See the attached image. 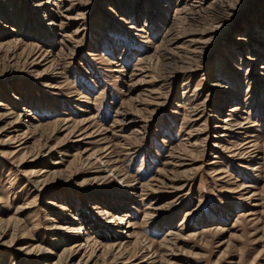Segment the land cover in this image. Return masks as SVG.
I'll return each mask as SVG.
<instances>
[{
    "label": "rangeland",
    "instance_id": "374dc122",
    "mask_svg": "<svg viewBox=\"0 0 264 264\" xmlns=\"http://www.w3.org/2000/svg\"><path fill=\"white\" fill-rule=\"evenodd\" d=\"M0 218V264H264V0H0Z\"/></svg>",
    "mask_w": 264,
    "mask_h": 264
},
{
    "label": "bare ground",
    "instance_id": "6f19581e",
    "mask_svg": "<svg viewBox=\"0 0 264 264\" xmlns=\"http://www.w3.org/2000/svg\"><path fill=\"white\" fill-rule=\"evenodd\" d=\"M170 41H173V39L172 40H170ZM42 172H46V170H43ZM39 182H41V183H39ZM35 183H39L40 185L39 186H45L46 185V183H47V180L46 179H41L40 178V175L38 176V179H36L35 180ZM0 223H1V218H0ZM172 231V230H171ZM172 232H174V231H172ZM169 233V232H168ZM175 233V232H174ZM169 235V234H168ZM173 236V235H172ZM176 238V237H175ZM167 242H173V240H172V238H170V239H168L167 240ZM176 244V243H175ZM76 246H78V244H75L73 247H76ZM165 247V246H164ZM39 249V248H38ZM41 249V248H40ZM72 249V248H71ZM169 250V249H168ZM70 251V250H69ZM73 251V250H72ZM74 251H76V250H74ZM68 253V252H67ZM73 253V252H72ZM70 256H72V254H71V252L70 253H68V254H66V255H64L63 257H61L59 260H58V262H57V264H67V261L68 260H70L69 258H70Z\"/></svg>",
    "mask_w": 264,
    "mask_h": 264
}]
</instances>
